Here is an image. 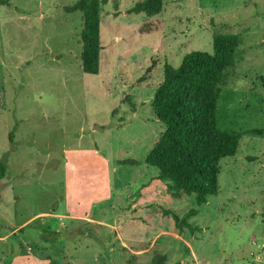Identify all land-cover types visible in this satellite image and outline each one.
Listing matches in <instances>:
<instances>
[{
    "label": "rangeland",
    "instance_id": "1",
    "mask_svg": "<svg viewBox=\"0 0 264 264\" xmlns=\"http://www.w3.org/2000/svg\"><path fill=\"white\" fill-rule=\"evenodd\" d=\"M138 1L101 7L97 75L77 0L0 5V264H264V0H164L151 18ZM216 34L240 38L216 122L242 135L198 207L145 162L164 129L151 100L164 65ZM191 209L193 231L163 215Z\"/></svg>",
    "mask_w": 264,
    "mask_h": 264
},
{
    "label": "trees",
    "instance_id": "2",
    "mask_svg": "<svg viewBox=\"0 0 264 264\" xmlns=\"http://www.w3.org/2000/svg\"><path fill=\"white\" fill-rule=\"evenodd\" d=\"M8 3L9 0H0V5ZM106 3L107 0H77L66 8L67 12L81 13L80 68L88 75L99 73L100 10ZM163 4L164 0H141L128 13H143L151 18L162 12ZM239 45L237 35L216 34L212 39V54L192 51L176 68L165 64L151 100L152 114L164 129L145 162L157 168L158 180L170 182L175 198L194 195L198 207L217 194L220 162L236 154L241 139L242 134L222 130L216 122L220 88L227 71L236 63ZM250 133L264 135V130ZM5 169V164L0 162V180ZM196 212L191 209L180 218L165 210L163 215H170L177 228L193 231L187 219ZM163 260L157 257L149 264H162Z\"/></svg>",
    "mask_w": 264,
    "mask_h": 264
}]
</instances>
